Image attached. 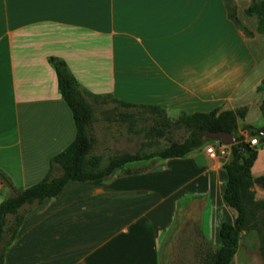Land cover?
Wrapping results in <instances>:
<instances>
[{
  "label": "crops",
  "instance_id": "0c3cea01",
  "mask_svg": "<svg viewBox=\"0 0 264 264\" xmlns=\"http://www.w3.org/2000/svg\"><path fill=\"white\" fill-rule=\"evenodd\" d=\"M249 3L235 0L239 25L225 0H0V169L17 187L32 184L75 136L50 55L66 62L92 104L102 96L156 104L171 118L245 105L238 132L248 136L244 125L263 121L264 78V34ZM205 147L152 167L127 163L99 181H67L26 213L4 264H161L185 199H205L218 229L234 220L223 198L226 158ZM262 151L251 167L257 198Z\"/></svg>",
  "mask_w": 264,
  "mask_h": 264
},
{
  "label": "trees",
  "instance_id": "16d2710c",
  "mask_svg": "<svg viewBox=\"0 0 264 264\" xmlns=\"http://www.w3.org/2000/svg\"><path fill=\"white\" fill-rule=\"evenodd\" d=\"M226 8L229 17L241 25L236 16L235 4L232 8L226 5ZM245 12L256 16L257 31L264 34V0L250 2L245 7ZM244 30L247 34L251 33L245 27ZM48 61L55 70L61 96L71 110L76 132L74 138L50 158L45 175L32 184L16 187L10 177L0 169V180L9 186L12 192L0 201V264H4L5 252L16 237L26 213L41 205L46 198L56 197L67 181H99L116 167L127 163L149 160V165L144 166L147 168L152 167L155 158L183 157L213 140L206 134L207 130L227 131L234 136V142L229 146V155L222 167L227 174L223 198L234 211L235 217L232 222L221 221L218 229L219 243L216 247L207 245L205 250L200 252L201 264H229L237 251L241 231L251 228H256L262 236L260 251L264 256V198L255 197L251 174L258 148L250 144L244 134L238 132V118L245 116V105L222 110L216 107L209 111L181 113L171 118L159 105L117 100L123 106H140L150 114H155L152 118L153 124H143L139 128L147 131L151 137L167 136L172 128H184L189 132L182 140L169 139L166 145L156 150L113 153L107 163L102 165L101 156L91 153L94 144L90 134V126L94 120L93 104L86 99L85 90L62 58L50 55ZM258 90L263 92L259 104L262 124L258 127L245 124L244 127L248 129V134L256 135L259 140L264 141V78L258 85ZM124 115L135 116L133 112H126ZM138 171H141V168L124 169L127 174Z\"/></svg>",
  "mask_w": 264,
  "mask_h": 264
},
{
  "label": "rangeland",
  "instance_id": "374dc122",
  "mask_svg": "<svg viewBox=\"0 0 264 264\" xmlns=\"http://www.w3.org/2000/svg\"><path fill=\"white\" fill-rule=\"evenodd\" d=\"M225 4L228 8H232L235 0H225ZM93 112L94 120L90 126V134L94 144L91 153L101 154L102 165L107 163L109 156L115 151L156 150L166 145L169 139L182 140L189 132L184 128H172L167 136L151 137L147 131L139 128L143 124H153L152 118L155 114H150L140 106L116 104L107 96L96 99L93 103ZM126 112H133L135 116L127 117L124 115ZM250 136L256 135L248 134L247 137ZM263 144L264 141L258 138L253 145L259 149ZM229 146L228 144L217 146V159L229 155ZM137 162L140 166L149 164L147 160L135 161L131 164ZM257 166L260 170H264V151L260 153ZM11 193V189L4 185L0 189V201ZM209 213L210 207L207 201L200 196L182 202L175 226L163 242L161 264H201L200 252L205 250L207 245L216 247L219 243L218 225L215 227L213 221H210ZM261 244H263L262 236L256 228L241 231L237 251L229 264H264V256L260 251Z\"/></svg>",
  "mask_w": 264,
  "mask_h": 264
},
{
  "label": "water",
  "instance_id": "95a60500",
  "mask_svg": "<svg viewBox=\"0 0 264 264\" xmlns=\"http://www.w3.org/2000/svg\"><path fill=\"white\" fill-rule=\"evenodd\" d=\"M203 134V133H202ZM206 134L214 139V140H220L223 144H232L234 142V136L227 131H217V132H213V131H206ZM225 158L222 157L221 160L223 161Z\"/></svg>",
  "mask_w": 264,
  "mask_h": 264
},
{
  "label": "built area",
  "instance_id": "2783aa9c",
  "mask_svg": "<svg viewBox=\"0 0 264 264\" xmlns=\"http://www.w3.org/2000/svg\"><path fill=\"white\" fill-rule=\"evenodd\" d=\"M246 140L250 141V144H254L258 141V137L257 136H250V137L246 136ZM219 144H223V143L220 140L213 139L206 145L205 151L211 158H217L216 150Z\"/></svg>",
  "mask_w": 264,
  "mask_h": 264
},
{
  "label": "bare ground",
  "instance_id": "6f19581e",
  "mask_svg": "<svg viewBox=\"0 0 264 264\" xmlns=\"http://www.w3.org/2000/svg\"><path fill=\"white\" fill-rule=\"evenodd\" d=\"M216 227V226H215Z\"/></svg>",
  "mask_w": 264,
  "mask_h": 264
}]
</instances>
